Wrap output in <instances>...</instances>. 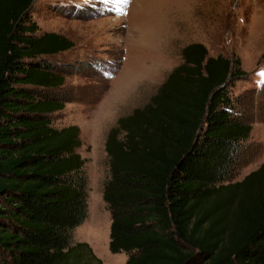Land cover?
Masks as SVG:
<instances>
[{
    "label": "trees",
    "instance_id": "1",
    "mask_svg": "<svg viewBox=\"0 0 264 264\" xmlns=\"http://www.w3.org/2000/svg\"><path fill=\"white\" fill-rule=\"evenodd\" d=\"M32 1L0 0V264H103L72 242L86 215L79 128L50 121L72 99L50 56L72 40L36 33ZM179 57L106 131L108 249L122 264H264V161L229 180L250 132L230 87L248 72L198 41Z\"/></svg>",
    "mask_w": 264,
    "mask_h": 264
},
{
    "label": "rangeland",
    "instance_id": "2",
    "mask_svg": "<svg viewBox=\"0 0 264 264\" xmlns=\"http://www.w3.org/2000/svg\"><path fill=\"white\" fill-rule=\"evenodd\" d=\"M28 14L36 33L56 31L72 40L50 56L65 63L57 90L72 96L50 121L79 128L86 215L72 230V242L85 241L103 264L126 258L107 246L110 214L101 195L106 131L117 116L147 101L185 43L201 42L209 55H236L248 72L230 87L241 95L237 106L247 112L250 132L245 158L229 180L264 161V0H33Z\"/></svg>",
    "mask_w": 264,
    "mask_h": 264
},
{
    "label": "crops",
    "instance_id": "3",
    "mask_svg": "<svg viewBox=\"0 0 264 264\" xmlns=\"http://www.w3.org/2000/svg\"><path fill=\"white\" fill-rule=\"evenodd\" d=\"M175 64H176V63H175ZM175 64H173L172 66H174ZM170 69H171V68H170ZM170 69H169V70H170ZM169 70H167V71L164 73V75H163L160 79H158V78H157V79H158V80H164L165 75L168 73Z\"/></svg>",
    "mask_w": 264,
    "mask_h": 264
},
{
    "label": "snow or ice",
    "instance_id": "4",
    "mask_svg": "<svg viewBox=\"0 0 264 264\" xmlns=\"http://www.w3.org/2000/svg\"><path fill=\"white\" fill-rule=\"evenodd\" d=\"M262 76H264V73H261Z\"/></svg>",
    "mask_w": 264,
    "mask_h": 264
}]
</instances>
